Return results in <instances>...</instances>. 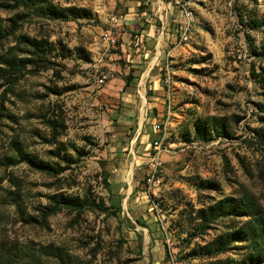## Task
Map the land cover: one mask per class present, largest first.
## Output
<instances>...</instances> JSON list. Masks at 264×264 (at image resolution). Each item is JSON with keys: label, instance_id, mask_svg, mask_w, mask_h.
I'll list each match as a JSON object with an SVG mask.
<instances>
[{"label": "rangeland", "instance_id": "1", "mask_svg": "<svg viewBox=\"0 0 264 264\" xmlns=\"http://www.w3.org/2000/svg\"><path fill=\"white\" fill-rule=\"evenodd\" d=\"M0 264H264V0H0Z\"/></svg>", "mask_w": 264, "mask_h": 264}, {"label": "crops", "instance_id": "2", "mask_svg": "<svg viewBox=\"0 0 264 264\" xmlns=\"http://www.w3.org/2000/svg\"><path fill=\"white\" fill-rule=\"evenodd\" d=\"M125 83V82H124ZM128 86V85H126ZM129 102H127V105H130V106H126L124 107L122 113L120 114V118L122 119V124L120 122V125H122L121 127L123 129H126L127 126H130L132 125L133 127L131 128V130H133V133H132V136H131V142L135 139V141H137L138 139L142 140L145 139V140H150L152 141V139L154 138L155 136V133H153L151 130V126L149 124H145L144 121H147L149 120L148 119H145V117H141L139 118L138 115H134V111H132V109L130 108L133 104L130 102V98L128 100ZM134 106V105H133ZM150 117V116H148ZM145 119V120H144ZM153 122V120H152ZM154 124V123H153ZM122 129V130H123ZM131 130H127V131H131ZM140 130H143L144 132L143 133H140ZM136 143V142H135ZM140 145V144H139ZM139 145L137 146V148H134L133 151H137ZM146 147V146H145ZM124 160L120 161L119 162V165H120V168H118V172H122L124 171V168L123 167H127L128 166V162H126V159L123 158ZM117 181V178L115 179ZM120 182L117 183V186H120ZM116 186V184H115ZM159 254H161V250L159 249ZM160 258H162V256H159ZM158 257V258H159Z\"/></svg>", "mask_w": 264, "mask_h": 264}, {"label": "built area", "instance_id": "3", "mask_svg": "<svg viewBox=\"0 0 264 264\" xmlns=\"http://www.w3.org/2000/svg\"><path fill=\"white\" fill-rule=\"evenodd\" d=\"M185 14L187 15L188 22L186 24L190 23L189 16L187 10L185 11ZM182 32V30H181ZM107 37L111 39L112 42H114V37L110 36L107 32L106 34ZM181 37L185 38V25L183 27V32L181 33ZM153 127L156 130L160 129V125L155 122L153 124ZM163 146H162V136L160 134L155 135L154 138L151 141V146H150V151L148 155V160L147 162V172H146V177H145V184L151 185L156 183V179L159 177V171L160 168L163 164V159H162V152H163Z\"/></svg>", "mask_w": 264, "mask_h": 264}, {"label": "trees", "instance_id": "4", "mask_svg": "<svg viewBox=\"0 0 264 264\" xmlns=\"http://www.w3.org/2000/svg\"><path fill=\"white\" fill-rule=\"evenodd\" d=\"M132 77H133L132 69H130L128 71L127 75L125 76V83H124L125 86L129 84V82L131 81ZM39 167L44 168V169H49V166L45 165V164L44 165H40Z\"/></svg>", "mask_w": 264, "mask_h": 264}, {"label": "bare ground", "instance_id": "5", "mask_svg": "<svg viewBox=\"0 0 264 264\" xmlns=\"http://www.w3.org/2000/svg\"><path fill=\"white\" fill-rule=\"evenodd\" d=\"M188 15H189V13H188Z\"/></svg>", "mask_w": 264, "mask_h": 264}]
</instances>
